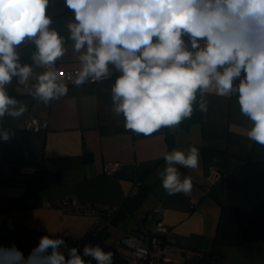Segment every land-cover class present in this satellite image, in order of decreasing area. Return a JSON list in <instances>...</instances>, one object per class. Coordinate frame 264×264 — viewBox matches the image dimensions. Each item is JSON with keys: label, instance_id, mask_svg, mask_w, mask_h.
Masks as SVG:
<instances>
[{"label": "crops", "instance_id": "1", "mask_svg": "<svg viewBox=\"0 0 264 264\" xmlns=\"http://www.w3.org/2000/svg\"><path fill=\"white\" fill-rule=\"evenodd\" d=\"M46 11L52 19L49 27L65 39L66 51L57 59L58 68L77 69L78 53L67 28L74 19L72 10L65 0H49ZM16 50L21 64H32L36 52L33 39H25ZM44 71V67L33 66L29 86L18 84L15 77L5 86L8 95L18 101L17 107L26 110L19 117L10 116L11 138H0V247L15 245L27 256L40 237L50 234L64 236L67 245L73 246L99 216L63 211V197L99 209L119 208L134 185L141 183L147 188L144 200L131 214L109 225L105 238L125 264L128 254L123 238L156 206L162 208V222L172 232L171 244L177 257L204 251L215 254L224 264H264V241L248 240L235 247L212 245L221 207L251 209L264 200V176L245 160L254 143L247 136L252 121L241 113L236 93H205L201 122L187 131L170 128L175 133V149L187 152L195 146L200 155L195 169L177 165L182 177L193 178L191 192L169 195L160 182L163 157L168 152L164 127L151 135L125 128L123 114L112 110L111 89L117 77L68 86L65 96L44 104L34 97L31 88L35 77ZM31 119L46 121V130L38 134L26 131L25 124ZM257 160H264V156ZM109 163L118 164L112 174L104 171ZM210 169L221 171L223 177L206 191L203 181ZM35 172H54L60 183L32 193L8 210L27 189ZM141 175L142 181L137 182ZM42 203L49 207H42Z\"/></svg>", "mask_w": 264, "mask_h": 264}, {"label": "clouds", "instance_id": "2", "mask_svg": "<svg viewBox=\"0 0 264 264\" xmlns=\"http://www.w3.org/2000/svg\"><path fill=\"white\" fill-rule=\"evenodd\" d=\"M49 0H0V118L26 110L5 88L15 77L29 86L33 66L46 67L31 85L44 104L65 96L64 74L54 69L65 39L51 29ZM74 19L67 25L78 53L74 83L109 78L113 112L125 128L151 135L189 118L207 92L237 94L240 111L252 121L247 136L264 145V0H65ZM185 37L187 39H185ZM33 39L32 64H21L17 47ZM239 81L235 84V81ZM13 133L0 131L7 141ZM199 149L164 154L160 182L169 195L188 194L191 176L177 165L199 166ZM99 244L68 246L58 234L40 237L25 256L15 245L0 247V264H115Z\"/></svg>", "mask_w": 264, "mask_h": 264}, {"label": "trees", "instance_id": "3", "mask_svg": "<svg viewBox=\"0 0 264 264\" xmlns=\"http://www.w3.org/2000/svg\"><path fill=\"white\" fill-rule=\"evenodd\" d=\"M185 39L187 38L185 37ZM117 76L119 75L113 77ZM199 103L200 96L198 93L197 102L193 105L192 115L182 120L179 125H176L180 131H187L192 124L201 122L202 110L199 107ZM9 118L10 116L8 115L4 116L3 122L0 124V131L9 129ZM170 128L164 127L168 152L175 149V133ZM260 156H264V145L254 142L245 160L258 175L264 176V160H257ZM147 173H144V175ZM142 179L143 175L138 177L137 182H141ZM59 183L60 177L54 172H35L27 189L22 196L9 204L8 210L14 209L21 200L32 193L49 186H57ZM146 193L147 188L140 183L136 194H130L123 205L117 208L111 217L110 225L117 223L128 214H131L142 203ZM107 228L105 227L98 232L87 231L73 246L83 247L85 244H99L105 251L114 252L115 264H125V261L117 251L105 243ZM248 240L264 241V200L260 201L251 209H240L230 206L220 208L212 245L215 247H235ZM93 264H95V261H93Z\"/></svg>", "mask_w": 264, "mask_h": 264}, {"label": "built area", "instance_id": "4", "mask_svg": "<svg viewBox=\"0 0 264 264\" xmlns=\"http://www.w3.org/2000/svg\"><path fill=\"white\" fill-rule=\"evenodd\" d=\"M53 67L56 71L64 74L60 79L63 80L67 86L76 85L73 81L77 69H59L57 61ZM44 68L46 71V67ZM110 69L112 70V75L110 77L120 75L115 69L111 67ZM94 82L97 81L90 80L86 83ZM46 128V121L40 119H31L25 124V130L33 134L44 132ZM117 168V163H109L105 165L104 171L106 174H112ZM222 177L223 173L221 171L216 169L208 170L204 177L203 188L208 191ZM137 188L138 186L135 184L130 194H136ZM42 207L46 208L49 207V205L47 203H42ZM61 208L63 211L71 214L98 215L99 220L92 228H89L88 232H98L108 227L111 217L117 210L116 207L99 209L92 206L77 204L68 196L62 198ZM162 214L163 211L160 206L154 207L137 223L135 229L123 238L122 244L127 250L128 264H224L215 254L204 251H193L190 254L186 252L182 258L177 257L176 251L171 244L172 232L163 224Z\"/></svg>", "mask_w": 264, "mask_h": 264}]
</instances>
